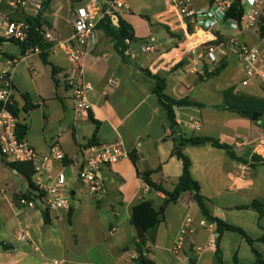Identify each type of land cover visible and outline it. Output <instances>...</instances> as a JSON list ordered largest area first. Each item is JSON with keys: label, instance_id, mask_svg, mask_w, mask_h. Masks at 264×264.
<instances>
[{"label": "crops", "instance_id": "1", "mask_svg": "<svg viewBox=\"0 0 264 264\" xmlns=\"http://www.w3.org/2000/svg\"><path fill=\"white\" fill-rule=\"evenodd\" d=\"M88 0H52L44 14L55 42L45 65L37 51L21 55L13 42H5L0 52L7 54L16 66L12 80L19 107V122L29 126L24 141L40 153L59 147L65 158L52 162V176L63 172L71 194L79 187V168L83 153L90 146L119 144L127 152L123 161L103 166L98 179L104 193L91 195L83 186L76 191L68 211L44 214L43 206L17 211L16 198L23 195H45L34 173L32 183L23 173L0 161V208L16 217L13 227L15 244L0 236V264H137V231L132 224V211L142 201H152L158 210L166 195L153 191L138 176L151 173V180L173 191L183 173V163L173 156L174 138L209 137L232 147L240 162L230 158L226 150L210 144L185 146L183 152L192 162L191 173L200 184L201 194L210 200V214L242 229L253 239L264 235V216L237 207L253 201L264 203V161L253 153L256 139L264 136V117L253 121L231 111L217 110L232 98L246 95L264 98L263 85L254 82L241 87L243 65L227 51L222 57L226 68L217 77L207 78L205 58L208 49L218 46L234 33L241 41L253 43L242 24L232 19L213 32L195 30L188 19L179 16L173 0H125L127 7L100 22L96 30L97 44L82 61L84 79L94 87L90 95L89 117L79 119L68 78L74 66L62 50L73 34V20L78 8ZM198 10L212 0H189ZM9 0H0V37L7 20L26 23L34 17L28 10H13ZM121 23L131 27L135 40H125L121 55L114 37L120 35ZM153 51L143 53L144 47ZM224 57V58H223ZM224 76V78H222ZM153 77L166 80L165 93L177 100L203 104L175 109L177 127L172 132L166 113L154 94ZM114 83V85L111 84ZM23 95H28L36 108L25 111ZM199 121L201 128L192 125ZM138 157L137 166L130 155ZM16 171V172H15ZM2 172V173H1ZM45 185L50 184L47 175ZM23 182L26 186L19 188ZM191 218L192 233L181 237L186 219ZM28 226L32 239L21 242L19 231ZM12 228V225H11ZM116 228L113 234L110 231ZM216 225L202 216L191 193L183 194L166 207L157 228L147 234L145 258L151 264H221L217 248L207 247ZM179 244L181 247H179ZM203 248L198 251L197 248ZM222 264H255L250 245L237 232H225L219 243ZM264 255V244L255 243ZM235 256L237 261H235Z\"/></svg>", "mask_w": 264, "mask_h": 264}, {"label": "built area", "instance_id": "2", "mask_svg": "<svg viewBox=\"0 0 264 264\" xmlns=\"http://www.w3.org/2000/svg\"><path fill=\"white\" fill-rule=\"evenodd\" d=\"M234 1L236 0H213L198 10L192 8L189 0H173V5L179 16L188 19L189 24L195 30L213 32L221 24L230 20L227 15L231 11ZM240 3L244 11L241 24L243 30L253 39V43L241 41L238 33L232 34L220 45L208 49L204 71L209 73L215 71L223 62L218 53L220 52L224 56L228 51L244 67L241 87L250 86L256 81L264 86V36L259 34L264 13V0H240ZM8 4L13 10H28L31 7L34 17L43 9V0H9ZM126 7L125 0H88L77 9L73 20V34L62 44L66 59L74 66L73 74L68 78L67 84L72 93L75 114L79 119L89 117L92 108L90 95L94 91L93 85L83 77L82 61L97 44L96 30L100 22ZM27 31L26 23L7 20L3 25L2 38L22 43L27 38ZM42 34L45 43L53 45L55 39L52 32L46 31ZM35 51L39 52L37 49ZM142 51L143 53L151 52L153 48L147 46ZM15 64L14 60L5 58L0 52V161L6 159L9 163L31 164L39 176L37 182L44 188L45 195L41 199H28L20 196L14 201V208L17 211H22L43 206L49 213L68 211L71 208L72 198L67 188V177L63 172H59L55 176H52L51 172L52 162H62L65 158L64 153L59 147H53L48 153H40L18 137L19 119L12 109L16 99L12 80ZM111 84L114 85L112 82ZM192 128L199 130L200 122H194ZM253 153L258 159L264 161V136L256 139ZM127 157V152L119 144L90 146L83 153V162L78 173L79 181L91 195L103 194L104 187L98 179L100 169L103 166L117 164ZM44 175L50 179L49 185L44 184ZM191 224L192 219H186L180 232L181 237L193 232L190 229ZM116 231L117 229L113 228L110 233L113 234ZM216 238L215 233H211L207 247L216 248ZM18 239L21 242L31 241L32 236L28 226L20 229ZM179 247H181L180 244ZM197 250L202 251L203 248L198 247ZM53 264L60 263L55 261Z\"/></svg>", "mask_w": 264, "mask_h": 264}, {"label": "trees", "instance_id": "3", "mask_svg": "<svg viewBox=\"0 0 264 264\" xmlns=\"http://www.w3.org/2000/svg\"><path fill=\"white\" fill-rule=\"evenodd\" d=\"M51 1L52 0H43L42 11L36 17L27 19L26 24L28 25V31H27V38L24 42L22 43L15 41H9V42H13L19 47L21 55H25L28 51H35L37 49L39 51L42 62L45 65L51 66L52 76L55 79L56 67L49 60V54L52 45L49 43H45L42 34L43 32L50 30V28L46 26L45 19L43 18V16L49 10ZM243 15H244V11L242 9L241 3L234 1L231 11L228 12L227 15L228 19H232L236 21L238 24H241ZM259 34L260 36H264V13L262 16L261 25L259 27ZM114 38L116 39V46L119 49L121 55L124 54V51L126 49L124 44L125 40L126 39L130 41L135 40L131 27L123 23H121L120 25V35ZM5 42H7V40L0 37V47ZM1 54L5 58H9L13 60L5 53L1 52ZM226 65L227 64L222 62L221 65L215 69V71L210 73L206 72L205 76L207 78L219 76L221 72L226 68ZM153 79L155 80V87L153 89V92L159 98L160 105L162 106V108L166 113V117L172 132H175L177 127L176 113H175L176 108L186 107V106L205 107L203 104L193 103L190 102L188 99L177 100L168 96L165 93L166 80L164 78H159V77H153ZM23 99L25 101V106H24L25 111H30L36 108V106L32 103L28 95H23ZM12 109L16 117L19 119L20 110L16 100L14 101V106L12 107ZM216 109L222 111H231L243 117H247L249 119H252L253 114L256 113L260 119L264 117V98L258 99L246 95H239L236 96L235 98H232V93L227 92V104L225 106L216 107ZM28 129L29 126L26 123L19 122L17 126L18 137L23 140L27 134ZM204 144H210L214 148L226 150L230 158L240 162H244L242 159H238L236 157L231 146L222 144L216 139L209 137H192L188 139H184L182 137H175L173 156L183 163V173L179 179L178 184L175 186L173 191L171 192L166 191L162 187V185H158L152 182L150 172L140 173L138 171V176L144 181V183L148 185L150 189H152L153 191L164 193L166 195V199L163 205L158 210H156L153 207L152 201H142L137 205H135L133 208L131 221L137 231L136 249L139 253V259L137 261V264H151L149 261L146 260L144 256L147 245V238H146L147 234L149 231L157 228L158 225L162 222L166 207L169 204L176 203L180 199V197L185 193L192 194L193 200L198 205L204 219L207 222L216 225V232L218 233V237L216 238V245H217L216 256L221 264H222V253L220 251L219 243L222 235L225 232L239 233L252 248V251L255 256V264H264V255L260 254L254 247V244L257 242L264 244V235L259 239H253L250 236H248L242 229L232 226L221 219L213 217L210 214V210L208 206L210 200L201 194L200 184L193 178L191 173L192 162L188 158V156H186L183 152V148L185 146H198ZM130 159L132 160L134 165L137 166L138 157L135 154H131ZM8 166H10V168L12 169L19 171L20 173H23L26 176V178H28L29 181H31V185H33L32 177L35 173V170L31 164H27V163L14 164L8 162ZM42 194L37 197H32L31 195H23V196L28 199H34V198L41 199ZM237 209L256 211L259 213L260 216L262 217L264 216V203L261 201H253L248 205L239 206L237 207ZM44 214L47 220V216H49V212L45 210ZM235 261H237L236 256H235Z\"/></svg>", "mask_w": 264, "mask_h": 264}, {"label": "rangeland", "instance_id": "4", "mask_svg": "<svg viewBox=\"0 0 264 264\" xmlns=\"http://www.w3.org/2000/svg\"><path fill=\"white\" fill-rule=\"evenodd\" d=\"M230 65H241V64L237 61V62H231ZM222 78H224V76ZM26 185H27L26 182H23L21 185H19V188L23 189ZM15 223H16V217L10 211H4V209L0 208V236L3 241L11 242L13 244L16 243L13 237L11 236L13 235V227L15 226Z\"/></svg>", "mask_w": 264, "mask_h": 264}, {"label": "water", "instance_id": "5", "mask_svg": "<svg viewBox=\"0 0 264 264\" xmlns=\"http://www.w3.org/2000/svg\"><path fill=\"white\" fill-rule=\"evenodd\" d=\"M237 2H240V0H236ZM258 115L256 114V113H254L253 114V116H252V120L253 121H257L258 120ZM16 172V171H15ZM84 185H83V183H81V182H79V187H74V189H73V191L71 192V200H74V198H75V194H76V191H78L80 188H82Z\"/></svg>", "mask_w": 264, "mask_h": 264}]
</instances>
